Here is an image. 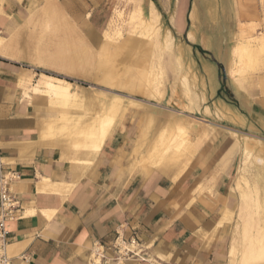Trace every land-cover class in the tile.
Masks as SVG:
<instances>
[{
	"label": "crops",
	"instance_id": "0c3cea01",
	"mask_svg": "<svg viewBox=\"0 0 264 264\" xmlns=\"http://www.w3.org/2000/svg\"><path fill=\"white\" fill-rule=\"evenodd\" d=\"M41 1L0 0V33L11 34L20 27ZM176 1L174 18L176 23L181 19L184 32L186 17L180 18V7L185 0ZM242 1L246 8L242 11L227 16L223 11H206V17L253 18V3ZM151 13L154 19L157 15ZM188 18L186 38L201 43L196 4ZM227 35L228 44L239 34L229 28ZM0 38V170L18 173L11 188L22 209V217L8 223L11 264H88L91 244L109 241L119 228L125 234L135 229L146 247V261L126 264H241L237 154L228 128L216 122L185 121L182 125L190 134L186 150L180 158L169 154L170 160L160 164L154 162L153 138L165 126L177 125L179 118L174 116L168 121L119 118L102 141L88 136L73 144L58 135L62 126L31 90L40 79L38 66H23L25 56L15 40ZM202 43V50L211 49V42ZM196 53L209 98L221 93L222 111L243 121V111L223 95L225 89L235 98L241 93L235 75L228 72L229 86L220 84L217 63ZM206 109L211 113L212 106L200 107L203 114ZM143 111L153 115V109ZM89 129L93 131L91 123L85 130ZM21 254L27 259L19 258Z\"/></svg>",
	"mask_w": 264,
	"mask_h": 264
},
{
	"label": "rangeland",
	"instance_id": "374dc122",
	"mask_svg": "<svg viewBox=\"0 0 264 264\" xmlns=\"http://www.w3.org/2000/svg\"><path fill=\"white\" fill-rule=\"evenodd\" d=\"M250 2L253 18L229 20L207 18L205 13H237L246 9L242 0H185L180 18L186 17V28L181 32V19L176 23L174 18L176 0H43L25 23L11 34L0 36L15 40L25 56L23 66L37 65L41 74L71 84L64 100L51 101L43 92L31 90L51 109L55 123L62 126L58 135L73 144L88 136L102 141L119 118L168 121L174 116L179 118L177 125L165 126L153 138L154 162L160 164L170 160L169 154L179 157L186 150L190 134L182 125L185 121L216 122L228 128L237 154L236 226L238 252L242 254L250 241L260 237L264 243V57L257 59L253 69L239 74L231 53L232 45L240 40L264 39V0ZM192 4L197 8L201 43H191L185 35L191 26L188 13ZM152 10L157 15L154 19H150ZM229 28L239 35L227 44ZM131 40L134 46H128ZM202 40L209 45L211 42V49L202 50ZM196 52L217 63L220 84L229 86L228 72L235 75L241 93L235 98L225 89L223 95L243 111V121L222 111L225 100L221 93L209 98ZM205 104L212 106L211 113L207 109L202 113L200 107ZM145 109H153V115L142 114ZM88 123L93 131L85 130ZM47 133L48 138L53 136L49 129ZM241 190L247 192L248 200L242 198ZM246 264H264V257L255 262L249 259Z\"/></svg>",
	"mask_w": 264,
	"mask_h": 264
},
{
	"label": "built area",
	"instance_id": "2783aa9c",
	"mask_svg": "<svg viewBox=\"0 0 264 264\" xmlns=\"http://www.w3.org/2000/svg\"><path fill=\"white\" fill-rule=\"evenodd\" d=\"M19 179L15 170H0V264H11L8 255L10 244L8 223L19 220L21 201L13 192L11 185ZM146 247L139 240L135 229L125 234L123 228L115 230L114 236L107 242L95 241L91 244L88 264H126L131 260L146 261ZM25 260L27 256L19 255ZM160 264V263H156Z\"/></svg>",
	"mask_w": 264,
	"mask_h": 264
},
{
	"label": "bare ground",
	"instance_id": "6f19581e",
	"mask_svg": "<svg viewBox=\"0 0 264 264\" xmlns=\"http://www.w3.org/2000/svg\"><path fill=\"white\" fill-rule=\"evenodd\" d=\"M1 42H2V39L0 38V44ZM128 46H134V44L132 43V40ZM232 56L234 57L233 61L239 65V67H237V70H236L239 74L245 71L247 68H249V70L253 69L257 62V59L264 57V39H262L260 36V38H255V39L253 38V39H248L245 41H241V40L238 41L232 49ZM231 72H233V69L230 70V73ZM70 85L71 84L69 82L64 81L60 78L41 74L39 81L35 85L32 86V89L38 93L43 92L44 94H46V97L48 96V98H50V99L47 98L48 100H51V101L61 100V99L64 100L68 98L69 96L68 89ZM103 120H104L102 121L104 122L103 124H106L105 119ZM108 123H111V122H108ZM48 186H55V185L50 184ZM242 198L244 200L249 199V196L246 191H242ZM262 215L264 217V208H263ZM234 252H235V249L233 247L232 254H234ZM263 255H264V243L262 242V238L259 237L257 238L255 242L250 241L249 243L245 245L244 249L242 250V254H241V262L242 264H246L249 259L251 260V262L259 261L264 257Z\"/></svg>",
	"mask_w": 264,
	"mask_h": 264
}]
</instances>
